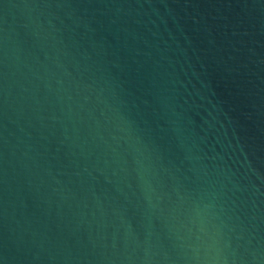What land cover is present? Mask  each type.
<instances>
[{
  "label": "water",
  "instance_id": "95a60500",
  "mask_svg": "<svg viewBox=\"0 0 264 264\" xmlns=\"http://www.w3.org/2000/svg\"><path fill=\"white\" fill-rule=\"evenodd\" d=\"M0 264H264V0H0Z\"/></svg>",
  "mask_w": 264,
  "mask_h": 264
}]
</instances>
